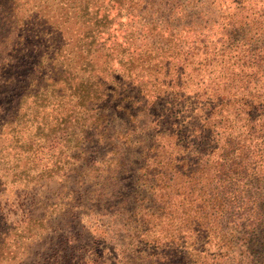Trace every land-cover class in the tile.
I'll return each mask as SVG.
<instances>
[{
	"label": "rangeland",
	"instance_id": "1",
	"mask_svg": "<svg viewBox=\"0 0 264 264\" xmlns=\"http://www.w3.org/2000/svg\"><path fill=\"white\" fill-rule=\"evenodd\" d=\"M263 12L264 0H0V120L10 121L0 127V264L65 263L71 255L66 264H155L150 245L166 252L157 264H264V228L227 252L218 245L238 233L218 224L198 241L190 235L183 247L167 248L158 229L180 236L179 221L163 218L140 241L131 213L133 204H149L136 195L147 189L135 171L140 145L182 152L175 144L190 133L167 135L212 94L224 96L217 116L234 135L249 126L243 100L264 104L263 62L245 49L264 46L248 25ZM70 72L77 78L68 80ZM100 83L115 90L105 110L120 107L98 123L92 109L102 103L75 95L101 93ZM160 111L167 117L158 128ZM110 159L124 162V171ZM258 163L264 205V157ZM173 195L162 201L178 204ZM53 252L58 260L48 259Z\"/></svg>",
	"mask_w": 264,
	"mask_h": 264
},
{
	"label": "trees",
	"instance_id": "2",
	"mask_svg": "<svg viewBox=\"0 0 264 264\" xmlns=\"http://www.w3.org/2000/svg\"><path fill=\"white\" fill-rule=\"evenodd\" d=\"M114 1L119 3L120 0ZM260 15H264V12ZM260 15L251 18L250 23H247L249 26L254 25L256 27L254 35L258 37L260 35L264 36V32L261 31L263 27H260V23H262ZM108 20L110 21V18ZM150 22L152 23L154 20ZM227 37L232 41L235 40L230 32L226 33ZM245 49L261 59L263 62L261 73L264 76V46L258 47L248 44ZM149 54L148 52L146 56L148 57ZM76 58L80 60L82 56L76 54ZM127 63H130V61L127 60ZM128 69L130 67L126 68V70ZM46 72H49V70H46ZM53 73L56 74V72ZM54 75L49 74L45 76L44 80L51 81ZM73 76L75 75L72 72L68 73V80L72 79ZM75 78L77 77L75 76ZM147 79L149 80L150 77ZM148 80L145 81L148 82ZM55 81H58V79H55ZM100 84L101 87L106 86L101 90V93H97L99 92L98 89L92 93H85L79 89L75 95L79 103L91 101L92 106L93 103H102L92 109L95 113V121H98V123L101 118H111L114 113H119L116 109L119 101L114 105H109L108 110H105L107 102L111 101L112 95L110 94L114 93L115 90L113 87L107 86V84L111 85L109 82ZM77 85L78 83H76ZM81 85L82 83H80ZM101 95L102 98H100ZM212 97L214 100L206 101V105L201 102L199 106L198 102L195 101V106L191 107L190 110H186L187 115L185 118H187V121L185 123H181L182 121L175 123V128L167 135V137H174L180 134L175 132L176 130L190 133L192 140L184 144L177 145L174 143L182 152L172 154L168 146L165 147L159 143L154 144V142L146 144L144 142L143 145H140L139 156L142 157V162L135 168V171L139 170L141 172L142 184L147 189L136 192V195H140L141 199L144 198L149 202L148 205L139 203L133 204V207H131V213L138 214V219L135 221L137 224L132 226V230L140 234V241H143L144 236H147L155 225H159L160 220L163 218L167 220L169 225L171 223V226L173 225L172 220L179 221L181 225L176 229V233H184L176 236L172 234V229L159 228V233L163 232L161 234L163 242L161 243L167 248H171L173 245H175L174 247H183L184 241H186L185 238L190 235H192V241H198L200 236L207 234L210 229H216V224H218L222 227V230L229 225V229L238 233L234 239L226 240V238H223L226 242L223 240L218 245V251L224 249L227 252L229 248L237 243L236 241L246 239L253 234L255 236L262 231L261 228H264V205L258 201L260 193L257 186L260 181L261 184L263 183L258 160L264 157V117H262L264 104L257 103L252 106L243 100L242 104L248 106L243 109V115L248 120L249 126L244 128L245 131L234 135L230 124L222 126L221 120L217 116L220 108L226 103L224 102V96L212 94ZM3 111L1 109L0 114L3 113L4 115L5 112ZM66 117H68V114ZM159 117H161V121L156 125L158 128L167 116L164 111H160ZM7 121L9 124V118ZM7 121L0 120V123L2 122L0 127H3ZM89 129L95 131L96 125L90 126ZM105 129V127H101L99 134ZM110 161H113L117 173L124 171L125 167H122L124 162H116V159H110ZM81 181L83 180H80V183ZM111 188L115 193H118L119 181L112 182ZM149 190L156 193L146 196V192ZM171 194H174V198L177 197L178 204H168V201H162V197L170 198ZM132 201H136V198L133 197ZM78 207H82L81 204ZM79 214L81 213L77 212V217ZM153 219H156L155 223H153ZM155 242L156 240L150 239L149 245ZM70 247L73 249V246ZM153 247L155 245H150L146 256L150 258V262L157 264L166 255V252L164 249H161V251L156 249L154 252L156 247ZM193 250H197V248H193ZM200 253L198 252L197 255ZM60 256L58 253L53 252L49 254L48 259L58 260ZM73 257L74 255L63 258V261L68 263L69 258L72 260ZM80 257L76 255L75 258L78 260ZM66 262L61 263L58 260L53 264H66Z\"/></svg>",
	"mask_w": 264,
	"mask_h": 264
}]
</instances>
